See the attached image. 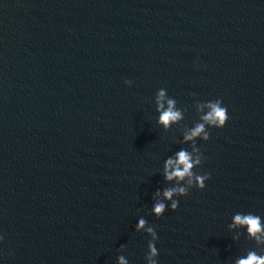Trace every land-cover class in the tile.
Wrapping results in <instances>:
<instances>
[{
    "label": "water",
    "instance_id": "water-1",
    "mask_svg": "<svg viewBox=\"0 0 264 264\" xmlns=\"http://www.w3.org/2000/svg\"><path fill=\"white\" fill-rule=\"evenodd\" d=\"M217 99L210 179L158 219L164 162ZM237 213L264 219V0H0V264H148L141 218L158 264H235L264 253Z\"/></svg>",
    "mask_w": 264,
    "mask_h": 264
},
{
    "label": "clouds",
    "instance_id": "clouds-1",
    "mask_svg": "<svg viewBox=\"0 0 264 264\" xmlns=\"http://www.w3.org/2000/svg\"><path fill=\"white\" fill-rule=\"evenodd\" d=\"M125 85H129V80L124 81ZM165 91L160 90L157 93L156 104L157 112L159 113L157 123L167 130L172 124L179 122L183 119V114L175 108L174 100L165 101ZM165 103L167 107H165ZM206 108L207 111L200 116V122L195 124L194 127L189 129L183 137L184 142L193 143V151L189 152L181 149L176 152L174 157L165 160L163 165V177L166 182L175 181V186L165 189L162 193L157 191L153 199L156 201L152 206V214L158 219L165 213V211L175 212L178 208L179 199L173 197H185L189 193V189L195 187L197 190H203L205 183L210 179L208 173L196 174L193 169L199 167L201 164V156L194 155L198 150L194 146V141L200 139L207 142L210 133L206 130L208 128L221 129L224 127L228 120L227 108L222 105L220 99L208 101L198 111ZM205 159V157H204ZM162 197V200L160 199ZM163 201H171L166 204ZM146 221L141 218L137 224V231L144 230L150 236L151 241L148 244V255L146 257L148 264H158V249L156 242L158 240L157 232L152 227L145 228ZM242 228L245 235L249 239L255 241L258 245L264 244V219L260 216L248 213H237L233 216L232 224L229 229ZM3 236H0V241ZM118 264H127V261L120 257ZM235 264H264V253L256 251H249L246 255L241 256Z\"/></svg>",
    "mask_w": 264,
    "mask_h": 264
}]
</instances>
